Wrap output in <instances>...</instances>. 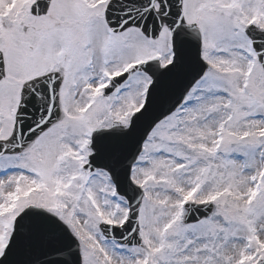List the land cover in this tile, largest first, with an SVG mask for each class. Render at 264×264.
Masks as SVG:
<instances>
[{"label": "snow or ice", "instance_id": "snow-or-ice-1", "mask_svg": "<svg viewBox=\"0 0 264 264\" xmlns=\"http://www.w3.org/2000/svg\"><path fill=\"white\" fill-rule=\"evenodd\" d=\"M0 264H264V0H0Z\"/></svg>", "mask_w": 264, "mask_h": 264}]
</instances>
